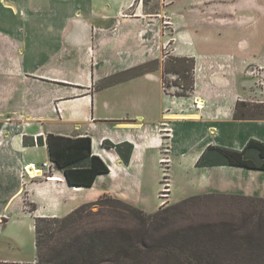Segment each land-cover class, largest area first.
Wrapping results in <instances>:
<instances>
[{"label": "crops", "instance_id": "crops-1", "mask_svg": "<svg viewBox=\"0 0 264 264\" xmlns=\"http://www.w3.org/2000/svg\"><path fill=\"white\" fill-rule=\"evenodd\" d=\"M80 1L84 0H69L68 7L86 17H64L61 24L60 16L54 25L59 44L66 34L92 35V27L94 36L102 35V25L132 0L89 8L87 1ZM145 61V55H0V220L4 221L0 231L22 227L13 223L23 219L33 231L35 218H63L104 195L154 212L159 203L152 209L147 205L151 193L155 199L159 191L158 158L164 144L169 148L172 180L173 168L180 173L176 179L181 182V199L220 192L264 198V171L196 166L208 147L240 151L250 139L264 143V119L236 120L231 90L213 83H208L197 110L200 98L193 103L166 93L157 71L134 74L132 70ZM200 89L195 86L197 93ZM168 127L171 135L164 143L161 133ZM48 135L90 138L91 154L108 172L97 175L90 187L69 185L58 168L49 179L24 174L25 167L44 174L42 164L52 163Z\"/></svg>", "mask_w": 264, "mask_h": 264}, {"label": "rangeland", "instance_id": "rangeland-1", "mask_svg": "<svg viewBox=\"0 0 264 264\" xmlns=\"http://www.w3.org/2000/svg\"><path fill=\"white\" fill-rule=\"evenodd\" d=\"M84 1H87V8L107 1L119 2ZM6 3L16 7V11H11ZM68 4L69 0H0V55H145L146 61L132 70L133 73L157 71L166 93L188 98L194 103L198 98L199 101L204 99L201 96H206L204 90L209 89L208 83L227 86L235 102L236 120L264 119V0H132L130 5L120 8L110 16L108 23L102 25V35L94 36L95 28L92 27V35L87 32L81 38H69L66 34L59 44L60 34L54 25L60 23V16L61 24L64 17L68 20L86 17V13L80 10L74 12ZM195 86L201 88L198 93ZM163 130L161 134L166 143L171 130L169 127ZM168 150V145L164 144L158 158L160 179L156 187H161V170L166 168V164L159 163V159L167 157L169 191L165 198H159L158 191L154 199L151 193V203L147 206L152 209L159 203V208L152 213L186 199L180 197L181 182L176 179L180 173L176 172V168L172 172L175 181L172 180ZM214 158H211L212 161L217 159ZM47 165L49 174L42 166L45 173L38 170L41 173L34 177L53 175L56 167L53 163ZM145 189L148 194V188ZM194 196L198 199L171 210L166 219L163 214L161 219L152 220L149 231L159 236L160 233L195 224L225 223L232 217H238L248 204L240 194L220 192ZM261 206L258 204L257 208ZM91 211L101 213L97 206ZM104 216L114 224H120L119 218L122 219L118 218L119 215L116 217L113 210L107 211ZM99 218L103 217L89 215L85 222L90 224ZM26 222V219L15 220L13 225L22 227H4L0 231V258L31 260L35 257L34 230H29ZM3 223L0 220V225ZM128 223L127 227H138L132 219Z\"/></svg>", "mask_w": 264, "mask_h": 264}, {"label": "trees", "instance_id": "trees-1", "mask_svg": "<svg viewBox=\"0 0 264 264\" xmlns=\"http://www.w3.org/2000/svg\"><path fill=\"white\" fill-rule=\"evenodd\" d=\"M46 144L49 160L71 186L90 187L97 175L108 172L102 160L91 154L88 137L70 139L48 135ZM213 157L217 159L212 161ZM212 164L264 171V143L250 139L240 151L208 147L196 166ZM242 198L247 199V207L231 221L195 224L154 236L149 231L151 222L161 219L163 214L166 219L171 210L183 207L198 196L152 214L104 196L79 206L63 218L35 219L34 261L0 264H264V199ZM258 204L262 205L259 209ZM94 206L101 213L92 212ZM109 210L116 217H122L119 225L104 216ZM89 215L103 218L86 224ZM131 219L139 228L127 227Z\"/></svg>", "mask_w": 264, "mask_h": 264}, {"label": "built area", "instance_id": "built-area-1", "mask_svg": "<svg viewBox=\"0 0 264 264\" xmlns=\"http://www.w3.org/2000/svg\"><path fill=\"white\" fill-rule=\"evenodd\" d=\"M168 162H169V160L167 159V157L159 159V163H165L166 164L165 169L164 168L162 170L160 169L163 177L161 178V187L159 188V198H165L166 193H168V191H169V181H167L168 180L167 179V177H168V167H167L168 164L167 163ZM42 166L46 167V172L49 174L50 170H49V166L47 165V163H43ZM27 170H28V168H26V167H25V169H23L24 174L30 175ZM31 170H34V167H32ZM37 171H38V169L35 172H37ZM48 174L45 175V177L47 179L51 178L50 177L51 175H48Z\"/></svg>", "mask_w": 264, "mask_h": 264}, {"label": "bare ground", "instance_id": "bare-ground-1", "mask_svg": "<svg viewBox=\"0 0 264 264\" xmlns=\"http://www.w3.org/2000/svg\"><path fill=\"white\" fill-rule=\"evenodd\" d=\"M202 106V103L199 101V100H197V102H196V108H200ZM29 168H31V167H28V173L31 175V176H35V175H38V173L40 174V172L38 171V172H34L33 170H31V169H29Z\"/></svg>", "mask_w": 264, "mask_h": 264}]
</instances>
